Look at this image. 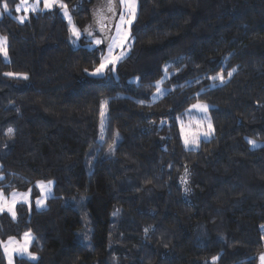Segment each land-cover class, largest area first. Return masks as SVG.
Segmentation results:
<instances>
[{
    "label": "trees",
    "instance_id": "16d2710c",
    "mask_svg": "<svg viewBox=\"0 0 264 264\" xmlns=\"http://www.w3.org/2000/svg\"><path fill=\"white\" fill-rule=\"evenodd\" d=\"M72 13L89 36V11ZM0 35V189L52 181L43 208L0 213L1 240L32 233L37 259L14 264H257L264 0H137L129 52L103 76L57 9L3 15ZM196 101L212 136L185 149L177 117Z\"/></svg>",
    "mask_w": 264,
    "mask_h": 264
},
{
    "label": "rangeland",
    "instance_id": "374dc122",
    "mask_svg": "<svg viewBox=\"0 0 264 264\" xmlns=\"http://www.w3.org/2000/svg\"><path fill=\"white\" fill-rule=\"evenodd\" d=\"M29 2L33 3V2H35V0H29ZM112 2L116 5L115 13H109L107 11V7H106L108 0H102V4H104V7H105L104 9L106 11V17H107V19H105L103 21V22H105V26H104V31L106 33L105 35L108 34V31L110 28L111 15H112V20H113V24H112V27L110 28L109 36L107 35L108 37L106 40L101 35H98L96 33H92L89 36H85L83 33V29L79 28L77 22L74 20L73 13L71 12L70 8L67 7L68 8V16H65L64 10L62 8H60V6H59L60 3H63L66 5L65 0H57V2L50 9H45L44 8V0H40L39 6H38V9L36 12L47 11V10H51V9H57L58 12L60 13L61 17L66 22V25L68 28V41H69L71 46H73V47L78 46L80 43V37L83 36L87 40V42L85 44V46L87 48H89V49H91V48L101 49L100 56H99V62L96 65V67H98L99 63H100V57L102 56V54H107V52H108V44L111 42V38L116 36L115 26L117 24H119V22H120L119 21L120 14L125 12V8L122 4L119 3V0H112ZM3 3H4V1L0 2V17L3 15H6V16L13 17L16 20L20 21L18 19L19 16H26L28 13H30V12L25 13L23 11H20V12L16 11V6L18 4H20V0H16L13 5H9L7 3L8 4V11L7 12H5L3 9ZM71 8L73 10L79 9L75 5H72ZM136 12H137V0H136ZM135 16H136V13H135ZM69 18L71 19V22H72L71 24L69 23ZM126 19H127V17H126ZM98 23L99 24L97 26L102 25V23L100 22V17L98 18ZM73 25L81 33L79 38H76L73 35V32H72ZM84 25H85V23H83V26ZM131 25L130 26L129 25H123L122 26V31H127L129 33V39L127 41V45L131 44ZM0 38H4L3 39V46L6 48L5 37L0 35ZM95 40H101L105 43H102L101 45H96L94 43ZM129 49H130V47H126L124 49L125 56L129 52ZM120 51H121L120 48H116L114 50V54L118 55L120 53ZM0 53L4 56V54L2 52H0ZM159 88L161 89V92L158 93L157 92V84H156L155 91L153 92V94L151 96L152 100L156 99L157 97H159L163 93V88H162V85H160V83H159ZM194 105H207V104L205 102L196 101V102L190 104L185 109V111L177 117V124L179 127L180 138H181L182 145L185 149H196L198 147L200 141L207 140L212 136V126H211V129H209V127H208L209 123L211 124L210 118H209V113H208V107L209 106L207 105L208 106L207 112L205 113L201 108L193 107ZM205 134H207V135H205ZM193 137H195L196 143L195 144L189 143L186 146L185 145V139L187 138L189 141H191L193 139ZM0 178H1V176H0ZM39 182H44V184L47 185V182H49V181L35 182L34 187L28 188L26 190H12V191L7 192L3 189H0V194H2V200H0V202L7 201V203L12 206V208L15 212V217L17 215L16 207L18 204H24L26 207H29V208L31 206H33L37 209L43 208L45 206L46 199L52 195V183L50 185V193L45 194L44 192H42ZM41 199L43 200V204L38 206L36 201L41 200ZM82 208L84 209V207H82ZM2 212L6 213L8 216L13 218L12 214L10 212H8L6 207H5L4 211H0V213H2ZM79 212L81 213L82 222L85 224L87 222V211H86V209H84V211L81 212V208H79ZM261 230H262V233L264 234L263 227ZM29 232L30 231L26 230L23 233H21V235L19 237H8L4 240L0 239V249H1V251L4 255V258H5V264H10V261H11V264H14V258L15 257H25V258H28L29 260H33L28 255V253H31L28 249V246H29L32 238L26 242L25 235H24L25 233H29ZM31 237H32V233H31ZM9 238H13V239L10 241ZM82 238L84 239V237H82ZM25 245L27 246L26 252L14 251V249H20V248L24 247ZM6 247L8 249L7 252L5 251ZM32 254H34V253H32ZM262 255H264V250L257 254V256H256L257 264H261L260 257Z\"/></svg>",
    "mask_w": 264,
    "mask_h": 264
},
{
    "label": "snow or ice",
    "instance_id": "6c2138e0",
    "mask_svg": "<svg viewBox=\"0 0 264 264\" xmlns=\"http://www.w3.org/2000/svg\"><path fill=\"white\" fill-rule=\"evenodd\" d=\"M57 2V0H44V8L45 9H50L53 7V5ZM40 0H35V2L30 3L29 0H20V4H18L16 6V11L20 12L23 11L25 13L28 12H36L39 6ZM119 3L122 4L125 8V12L120 14L119 17V24H117L115 26L116 29V36L111 38V42L108 44V52L107 54H102V56L100 57V63L99 66L96 67L94 69V71L92 73H90L91 75L94 76H103L105 75L106 72H113L115 71V65L117 64V62L121 59L124 58L125 56V51L124 49L126 47H130V45H127V41L129 39V33L127 31H122V26L123 25H131L133 20L135 19V13H136V0H119ZM60 8H62L64 10V15L68 16V8L65 4L60 3ZM107 7V11L109 13H115L116 11V5L112 2V0H108V3L106 5ZM3 9L5 12L8 11V4L6 2V0H4L3 3ZM98 15L100 16V22L103 23V21L105 19H107V17L104 15L103 12L98 13ZM127 17V19H126ZM18 19L20 20L21 23H23L26 19V16H19ZM69 23L71 24V19L69 18ZM85 32H88V29L84 30ZM72 32L73 35L76 38H79L80 36V31L78 29L75 28V26L73 25L72 27ZM89 35H91V33L89 32ZM3 39L4 38H0V52H2L4 54V56H7V51L6 48L3 46ZM75 42V41H74ZM94 43L96 45H101L103 43V41L101 40H95ZM116 48H120L121 51L120 53L114 54V50ZM87 71V70H86ZM165 74H167V68H165ZM6 75L8 76H13V75H22V74H14V73H6ZM229 76L231 75V73L228 74ZM23 78L27 79V76L24 75ZM213 80L219 79L221 81V83L224 82V78L222 75L218 74L217 76L212 77ZM157 92H161V89L159 88V82H157ZM193 107H199L201 108L205 113L207 112V105H194ZM101 116L103 117V113H101ZM209 129H211V124L209 123L208 125ZM12 129H9L8 132L9 134L12 133ZM183 131V130H182ZM207 135V134H205ZM189 143H196L195 137H193V139L191 141H189L187 138L185 139V145L187 146ZM250 143H252L253 145H255V141H250ZM51 181L47 182V185L44 184V182H39L40 186H41V190L42 192H44L45 194L50 193V185H51ZM185 191H187V189H185ZM0 200H2V194H0ZM37 205H42L43 204V200H37L36 201ZM5 207L7 208L8 212H10L13 216V218H15V212L12 208L11 205H9L7 203V201H3L0 202V211H4ZM25 240L26 242L28 240H30L31 237V233H25ZM10 241L13 238H9ZM5 251L7 252L8 249L7 247L5 248ZM14 251H22V252H26L27 251V246L25 245L24 247L20 248V249H14ZM28 255L33 259H37V257L35 256V254L32 253H28ZM213 262L216 260V257H213ZM261 260V264H264V255H262L260 257ZM11 264V261H10Z\"/></svg>",
    "mask_w": 264,
    "mask_h": 264
},
{
    "label": "flooded vegetation",
    "instance_id": "af4514ba",
    "mask_svg": "<svg viewBox=\"0 0 264 264\" xmlns=\"http://www.w3.org/2000/svg\"><path fill=\"white\" fill-rule=\"evenodd\" d=\"M75 6L79 8V9H75V12L84 13L86 10L89 11L87 18L85 19L86 21L84 22L85 23L84 29H88L87 33L89 32L91 34L96 33L98 35H101L106 40L107 37L109 36L110 28L112 27L113 20L111 15L110 28L107 36L105 35L106 33L104 31L105 22H103L101 26H97L99 24L98 18L100 17L98 13L103 12L104 15L106 16V11L104 9L105 7L104 4H102V0H83L80 3H77V5Z\"/></svg>",
    "mask_w": 264,
    "mask_h": 264
},
{
    "label": "water",
    "instance_id": "95a60500",
    "mask_svg": "<svg viewBox=\"0 0 264 264\" xmlns=\"http://www.w3.org/2000/svg\"><path fill=\"white\" fill-rule=\"evenodd\" d=\"M81 1H83V0L76 1L75 5H77V3H80ZM71 12H75V10L74 11H71Z\"/></svg>",
    "mask_w": 264,
    "mask_h": 264
}]
</instances>
